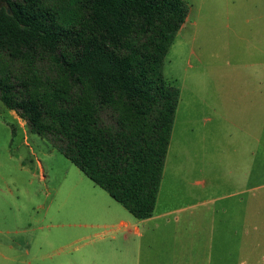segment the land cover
I'll list each match as a JSON object with an SVG mask.
<instances>
[{"label": "rangeland", "instance_id": "1", "mask_svg": "<svg viewBox=\"0 0 264 264\" xmlns=\"http://www.w3.org/2000/svg\"><path fill=\"white\" fill-rule=\"evenodd\" d=\"M185 2L165 59L181 95L158 210L210 214L195 226L209 264H264V0ZM112 200L0 100V264H80Z\"/></svg>", "mask_w": 264, "mask_h": 264}, {"label": "trees", "instance_id": "2", "mask_svg": "<svg viewBox=\"0 0 264 264\" xmlns=\"http://www.w3.org/2000/svg\"><path fill=\"white\" fill-rule=\"evenodd\" d=\"M185 0H0V100L140 221L156 210ZM14 134V128H12Z\"/></svg>", "mask_w": 264, "mask_h": 264}, {"label": "crops", "instance_id": "3", "mask_svg": "<svg viewBox=\"0 0 264 264\" xmlns=\"http://www.w3.org/2000/svg\"><path fill=\"white\" fill-rule=\"evenodd\" d=\"M112 201L99 206L98 221L85 233L80 264H158L157 257L165 264H209L210 245L195 228L196 219L198 224L209 220L208 212L182 217L173 208L159 211L157 201L153 216L140 221ZM166 233L170 242L164 246L160 239Z\"/></svg>", "mask_w": 264, "mask_h": 264}]
</instances>
